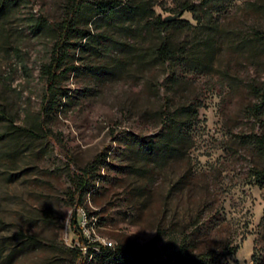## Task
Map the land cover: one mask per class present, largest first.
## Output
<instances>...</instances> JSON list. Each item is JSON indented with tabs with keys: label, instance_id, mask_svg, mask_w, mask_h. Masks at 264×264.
<instances>
[{
	"label": "rangeland",
	"instance_id": "374dc122",
	"mask_svg": "<svg viewBox=\"0 0 264 264\" xmlns=\"http://www.w3.org/2000/svg\"><path fill=\"white\" fill-rule=\"evenodd\" d=\"M66 1L20 0L0 18V110L35 132L0 121V264H106L95 242L114 253L153 239L156 261L185 244L221 264H264V180L255 173L264 154L250 142L264 135V109L255 110L264 0L210 1L198 18L184 11L186 24L164 29L150 25L202 0H122L134 15L91 27L110 52L71 55L66 65L77 69L61 85L70 96L44 117L51 35L30 24L61 20ZM164 37L178 61L154 58ZM185 109L187 139L174 141V154L158 163L142 154L139 140H164L169 117ZM97 156L82 198L77 175Z\"/></svg>",
	"mask_w": 264,
	"mask_h": 264
},
{
	"label": "trees",
	"instance_id": "16d2710c",
	"mask_svg": "<svg viewBox=\"0 0 264 264\" xmlns=\"http://www.w3.org/2000/svg\"><path fill=\"white\" fill-rule=\"evenodd\" d=\"M20 0H0V18L9 16L18 6ZM215 0H202L200 4H194L189 1L183 2L179 15L175 19L165 21L157 17L153 24L161 29L186 24V21L181 20L179 17L184 11H189L194 18H198L199 11L202 9L203 4ZM136 9L134 6L126 5L122 0H67L63 6V16L61 20L48 23L47 19L42 18L37 23L30 24V31L37 34L42 29H46L51 35V45L48 51V58L41 66L40 75L45 80V87L41 99L40 109L42 116L49 117L52 113L65 106V99L70 95L65 88H62V82L66 80L70 70H76L77 66H68L66 63L69 61L71 55L76 52H94L100 55H107L111 48L101 42L106 36L103 33L95 35L91 31V27L100 24L103 20L106 22L111 19H116L124 14L134 15ZM264 38V35H261ZM154 58L161 62H175L180 59L179 54L175 51L167 38H163L160 44L153 51ZM24 70L26 67L23 66ZM261 102L256 105V111L264 109V87L259 92ZM64 100V101H63ZM185 111V112H184ZM180 112L179 115L172 114L170 119V129L167 134H163L164 140L158 137L157 140H150L148 142L140 139V148L142 154L151 156L155 162L164 161L167 157L172 156L175 151L174 141H185L187 135L183 131L185 124L183 117L187 114V109ZM0 121H7L11 127L12 132H24L28 135H34V130L25 128L14 124L15 116L9 114L5 110H0ZM251 144L256 150L264 154V135H252L250 138ZM97 156L92 162H89L82 169L80 174L77 175L76 185L77 190L83 198L86 193L90 192L94 187V173L100 168V161ZM104 161V160H103ZM259 179L264 180V169L255 172ZM74 226L76 224L75 215L72 218ZM79 239L85 247L86 241L78 228ZM32 237V236H30ZM34 239V237H32ZM99 245L101 250L102 261L106 264H124L133 259L134 264H221L216 261L211 252H194L188 250L185 244L179 246L176 251L167 256L163 260H154L160 256V250L156 245L155 240H150L142 246L130 248L123 246L116 250L114 253H108L107 247ZM83 249L78 250L81 253ZM235 251L232 248L227 254ZM15 249L8 255L9 258L15 256Z\"/></svg>",
	"mask_w": 264,
	"mask_h": 264
},
{
	"label": "water",
	"instance_id": "95a60500",
	"mask_svg": "<svg viewBox=\"0 0 264 264\" xmlns=\"http://www.w3.org/2000/svg\"><path fill=\"white\" fill-rule=\"evenodd\" d=\"M176 17H177V15H169V16L165 17L164 20L169 21V20L175 19Z\"/></svg>",
	"mask_w": 264,
	"mask_h": 264
}]
</instances>
